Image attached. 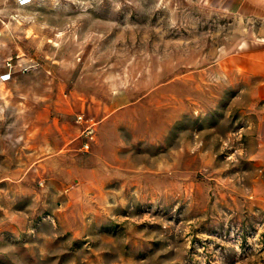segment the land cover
Here are the masks:
<instances>
[{
	"label": "rangeland",
	"instance_id": "rangeland-1",
	"mask_svg": "<svg viewBox=\"0 0 264 264\" xmlns=\"http://www.w3.org/2000/svg\"><path fill=\"white\" fill-rule=\"evenodd\" d=\"M236 22L0 0V264H264L259 122L216 65Z\"/></svg>",
	"mask_w": 264,
	"mask_h": 264
},
{
	"label": "crops",
	"instance_id": "crops-1",
	"mask_svg": "<svg viewBox=\"0 0 264 264\" xmlns=\"http://www.w3.org/2000/svg\"><path fill=\"white\" fill-rule=\"evenodd\" d=\"M216 13L236 22L239 38L216 61L227 78L235 80L250 97L253 121L259 122L264 158V0H203Z\"/></svg>",
	"mask_w": 264,
	"mask_h": 264
},
{
	"label": "built area",
	"instance_id": "built-area-1",
	"mask_svg": "<svg viewBox=\"0 0 264 264\" xmlns=\"http://www.w3.org/2000/svg\"><path fill=\"white\" fill-rule=\"evenodd\" d=\"M40 1H44V0H40ZM16 2L18 3L19 6H25V5H28L32 2V0H16ZM9 80V75L8 74H4L1 76L0 78V81L1 82H6ZM86 136L87 137H90L92 136V131L90 130H87L86 132Z\"/></svg>",
	"mask_w": 264,
	"mask_h": 264
}]
</instances>
